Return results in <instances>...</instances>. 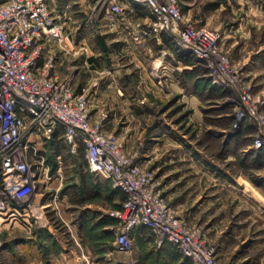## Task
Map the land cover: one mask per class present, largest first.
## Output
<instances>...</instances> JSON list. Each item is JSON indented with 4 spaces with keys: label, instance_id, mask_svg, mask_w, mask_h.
Segmentation results:
<instances>
[{
    "label": "rangeland",
    "instance_id": "obj_1",
    "mask_svg": "<svg viewBox=\"0 0 264 264\" xmlns=\"http://www.w3.org/2000/svg\"><path fill=\"white\" fill-rule=\"evenodd\" d=\"M178 1L181 10L184 0ZM239 2L233 4L236 13L228 10L222 21L229 25L243 22V26H239L236 31L234 27L231 32L225 31L223 26H209L219 31L217 48L227 57L231 72L239 74L235 81L226 84L212 66L194 55L185 44L187 53L191 55L188 58L192 61L183 67L174 66L175 82L155 72L151 67V61L155 58L152 54L143 53L140 56L146 67L144 71L142 66L135 64L138 58L132 57L137 47L134 44L136 40L129 33L115 27L111 31L103 28L88 30L83 27L86 9L79 4V0L55 1L58 10H67L70 18L66 20V27L71 30L76 42L83 40V51L84 47L95 50L98 46L96 37H104L105 50H102L92 65V83L88 81L87 68L78 67L73 87L81 84L80 88L88 89V96L91 89L93 95L97 86L107 88L108 93H123L119 96L124 98L113 95V99L111 95H103L98 100L94 99L93 104H97V107L92 105V119L99 120L105 131L118 137L124 153L151 174L155 188L159 189L160 195L175 211L176 207L170 202L167 193L174 183L170 179L173 176L172 167L175 166L174 162H168L169 154L179 155L190 150L192 154L210 157L228 173L230 179L240 176L246 182L256 185L261 181V177H255L254 173L263 171V164L249 162L241 157L247 143H251L254 148L253 141L257 133L255 121L249 116L238 120L236 113L238 107L244 110L240 102V88L248 90L254 99L264 101V59L253 65V68L249 64L258 55L256 49L264 47V21L261 20L262 15L256 14L252 8L258 5L264 9V0ZM136 8L125 10L124 16L128 22H146L143 18L150 14L148 8L143 9L142 6L139 11ZM187 20L197 28L206 25ZM255 22L263 23L258 26ZM227 34L230 36L227 37ZM159 35L165 39V44L171 47L179 45L180 39L176 32L163 31ZM159 35L143 36L140 44H155V39L144 38ZM230 42L236 43L227 49ZM175 54L172 52L173 58ZM144 72L150 78L145 77ZM115 101L121 104L124 112ZM110 103H115V111L110 110ZM97 108L99 112L94 115ZM259 110L264 113V102L260 104ZM240 112L238 116L242 115ZM52 141L55 165L48 156L47 146L46 155L51 171H59L61 181L57 179L48 182V188L40 184L35 189L29 198L36 209L34 215H31L29 208L30 216L24 214L23 202L14 201L6 195L9 206L15 207L17 212L6 207L0 209V264H156L163 259L164 264H192L189 258L182 257L181 252L169 245L165 248L160 247L164 244L157 245L154 236L145 227L136 230L131 252L119 251L114 243L119 221L111 213L120 208L124 195L108 179L88 170L82 147L75 154L68 150L61 130ZM249 152L252 153L253 149L250 148ZM152 154L157 157H152ZM3 177L0 168V201L4 199ZM251 191L252 187L248 186L244 193ZM218 194V205L224 207L208 214L215 213L213 216L222 218L219 227L207 231L192 215L183 218L190 227L199 229L207 244L214 247L219 264H231L233 260L230 255L233 250L242 242L244 246L253 243L255 239L258 240L257 244L252 245L250 250L261 252L258 263L264 252V208L259 204L263 203L261 197L264 194H260L261 197L255 194L256 203L245 197L238 200L227 191L219 190ZM176 213L180 216L181 212ZM16 215L17 220H14ZM230 225H234L236 238L231 237L222 244L219 241L220 231L225 234ZM242 255L243 258L235 260V264H253L248 254Z\"/></svg>",
    "mask_w": 264,
    "mask_h": 264
},
{
    "label": "built area",
    "instance_id": "obj_2",
    "mask_svg": "<svg viewBox=\"0 0 264 264\" xmlns=\"http://www.w3.org/2000/svg\"><path fill=\"white\" fill-rule=\"evenodd\" d=\"M55 1L0 0V168L4 176L0 209L17 212L8 204L9 195L23 202L24 214L30 216L29 208L34 215L29 198L35 189L61 181L46 155V146L61 130L68 150L75 154L82 147L88 170L108 179L124 195L120 208L111 213L119 221L114 240L119 251L131 252L135 232L143 225L157 245H173L192 264H219L201 231L178 216L155 188L151 174L124 153L118 137L92 119L88 89L73 87L75 60L84 45L74 40L66 27L67 10H58ZM132 3L148 8L146 22H128L124 13L132 11ZM79 4L86 9L83 27L88 30L115 27L136 42L150 34L176 32L223 82L231 84L239 75L231 72L227 57L217 48L219 31L194 26L184 18L178 0H79ZM239 95L244 110L238 107V114L243 111L236 113L238 120L249 116L255 121L253 146L264 148V113L259 110L264 101L243 88Z\"/></svg>",
    "mask_w": 264,
    "mask_h": 264
},
{
    "label": "crops",
    "instance_id": "obj_3",
    "mask_svg": "<svg viewBox=\"0 0 264 264\" xmlns=\"http://www.w3.org/2000/svg\"><path fill=\"white\" fill-rule=\"evenodd\" d=\"M240 0H184L183 5H181L182 13L184 14L186 19L192 20L196 24H206L213 28H219L220 26H223L225 31L231 32V30L235 27L236 31L239 26H243V22L238 23V25H229L227 22L222 21V19H225V12L228 10L231 11V13H236L233 10V4L235 3H241ZM244 3H248L249 0H241ZM133 9L136 8V11H139L138 9L142 6L132 3ZM249 7V5H247ZM145 7H143L144 9ZM237 10L239 7H236ZM251 8V7H250ZM254 12L256 14L262 15L261 20L264 21V9L262 7H259L258 5H255ZM137 14V13H136ZM248 15V14H247ZM150 14L145 15L143 20H148ZM256 23V22H255ZM259 22L256 23V25L259 26ZM229 25V26H228ZM123 31V30H120ZM224 31V32H225ZM226 33V32H225ZM99 35V34H96ZM94 36V34H93ZM230 34H227V37H229ZM103 37V36H101ZM104 38V37H103ZM151 38L155 39L154 43H142L140 42H134L136 44V49H134V53L132 54L133 58L136 59L137 66L143 68L144 71H146L145 64H143V59L140 58L142 56L141 54H152V56H155V58L151 61V67L155 69L156 73H160L162 77H168L167 79L171 82H175L177 79L174 75V66H186L190 65L192 59L188 58L191 56L190 53H187L188 49L181 41H179V45L173 47L171 45L165 44V39L159 36H151L144 39L150 40ZM79 40L80 44H82ZM96 41L98 43V46L93 49H86L84 47L85 51H80L79 55L77 56L75 63L78 67H86L89 71V77L88 81L92 83V65L95 61L98 60V56L101 55L102 50H105L104 47L98 42L97 37ZM236 42H230L228 43L227 49H230L232 45H235ZM84 44V42H83ZM144 44V45H143ZM171 47V48H170ZM175 47V48H174ZM186 47V48H185ZM233 47V46H232ZM175 50V51H174ZM172 52H175L176 56L175 58L172 57ZM255 58L253 57L250 61V66L253 68V65H256L261 61V59H264V47H259L256 49ZM255 54V53H254ZM144 58V56H143ZM78 60H80L78 62ZM142 60V61H141ZM77 61V62H76ZM114 63H112L113 66ZM105 65V64H104ZM249 66V67H250ZM145 77L150 78L149 75H147L145 72L143 74ZM150 81H152L150 79ZM154 82V81H152ZM81 84H75L74 89L75 91H78L80 89ZM126 92V91H125ZM123 94L121 91H110L108 93L107 88L99 87L97 86L93 90L92 95V89L89 96V104H90V113L92 116V105L93 107H97V104H93L94 99L98 100L101 98V96H107L111 95L113 98V95L116 96V98H120ZM130 95V94H127ZM130 97V96H128ZM121 98H124L123 96ZM114 99V98H113ZM116 102V101H115ZM117 103V102H116ZM118 104V103H117ZM115 103H110V110L115 111ZM119 108L121 107V104L119 103L117 105ZM122 111L125 110L122 108ZM99 112V108L95 110V114ZM126 115H129V113L125 112ZM163 133H160V136H163ZM161 141V139H160ZM160 141L158 145H160ZM250 148L253 149V152L250 153ZM259 150V149H258ZM254 149L252 147L251 143H247L242 151L244 152L241 157H244L249 162L257 161L259 163H262L264 166V148H261L259 151ZM249 152L246 154V152ZM257 151V152H256ZM154 155V156H153ZM152 157H157L156 154H152ZM168 162H174L175 166L172 168L173 170V176H171V181L174 183L170 185L167 193L168 196L171 198L170 202L174 204L176 207V211L181 212L180 216L184 218H190L191 215L194 219H197L200 221L201 225L203 227H206V230L209 231L211 229H214L216 227L220 226V223L222 221V218H217V216H213L211 214H208L210 211L215 212L218 209H222L224 207L223 205H218V199L219 194L218 191H227L229 193L234 194L238 200L241 199V197H245L248 201L256 203L258 202L256 200L255 194L261 197L260 194H264V170L259 171L258 173H254V176L261 177L259 178L261 181L258 185L251 184L250 182H246L244 179H242L240 176L238 177H230L228 178V173L224 169H222L219 165L215 164L212 159L208 156L204 155H198V154H192L189 150L188 153L183 154H172L167 155ZM185 164L182 166L181 164ZM171 173V172H170ZM182 184H179L182 182ZM248 186L252 187V191L248 194L244 193L245 190H247ZM120 192V191H119ZM122 193V192H121ZM123 194V193H122ZM248 195V196H247ZM263 203L259 202L260 206L264 208V197H261ZM223 204V203H222ZM17 220V215L16 219ZM27 224L29 223L28 220H26ZM228 226V224H227ZM226 226V227H227ZM145 227L140 225L138 227ZM146 228V227H145ZM234 225H230V228L225 231V234H223V231H220V238L219 241H222V244H225V242L230 240L231 237L236 238V235L233 233L234 231ZM222 235V238H221ZM227 238V239H226ZM257 239L253 243L244 244L243 242L239 247H236L233 252L230 255V258L233 260L231 264H235V260L239 258H243L242 254H248V258L250 262L253 264H263L264 262V252H262V255L260 257L259 262L258 255L261 253H255L251 252L252 245L257 244ZM167 245L163 246L165 248ZM257 249V248H255ZM261 249V248H259ZM246 250L248 252L246 253ZM255 257V259H253ZM253 259V260H252ZM229 261V260H228Z\"/></svg>",
    "mask_w": 264,
    "mask_h": 264
},
{
    "label": "trees",
    "instance_id": "obj_4",
    "mask_svg": "<svg viewBox=\"0 0 264 264\" xmlns=\"http://www.w3.org/2000/svg\"><path fill=\"white\" fill-rule=\"evenodd\" d=\"M97 40H98V42L102 45V47H104V42H103V37H101V36H98L97 37ZM54 149H53V141L51 140L50 141V145L48 146V156L49 157H51L52 159H53V165H55V157H54ZM84 162H85V159H84ZM86 163V162H85ZM149 230V229H148ZM164 245H169L170 246V248H174L177 252H178V250L173 246V245H171V244H169V243H164ZM164 245H162V246H160L161 248H163V246ZM182 257H184V258H188V257H186V256H184V255H182ZM156 264H164V259L163 260H161V261H159V262H156Z\"/></svg>",
    "mask_w": 264,
    "mask_h": 264
},
{
    "label": "bare ground",
    "instance_id": "obj_5",
    "mask_svg": "<svg viewBox=\"0 0 264 264\" xmlns=\"http://www.w3.org/2000/svg\"><path fill=\"white\" fill-rule=\"evenodd\" d=\"M11 211V210H10ZM13 215V214H12ZM14 216V215H13Z\"/></svg>",
    "mask_w": 264,
    "mask_h": 264
}]
</instances>
